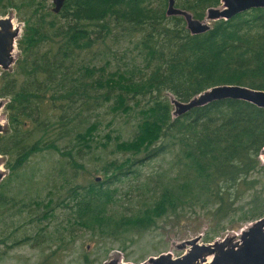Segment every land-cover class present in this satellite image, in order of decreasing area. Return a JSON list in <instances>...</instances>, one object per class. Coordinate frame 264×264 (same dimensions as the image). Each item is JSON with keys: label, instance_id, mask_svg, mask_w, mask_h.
<instances>
[{"label": "trees", "instance_id": "obj_1", "mask_svg": "<svg viewBox=\"0 0 264 264\" xmlns=\"http://www.w3.org/2000/svg\"><path fill=\"white\" fill-rule=\"evenodd\" d=\"M46 1L0 0V15L15 7L24 22L15 68L0 74L5 253L30 239L14 243V216L50 240L36 264L59 261L73 232L124 243L189 213L208 222L209 242L264 216V108L226 98L173 115L167 96L187 101L221 84L264 90V8L191 34L182 16L166 15L168 0H65L57 13ZM174 3L202 19L220 0ZM43 153L59 156L60 179L44 194L14 193V172L19 179ZM57 210L65 217L50 228ZM97 261L84 254L79 263Z\"/></svg>", "mask_w": 264, "mask_h": 264}, {"label": "rangeland", "instance_id": "obj_2", "mask_svg": "<svg viewBox=\"0 0 264 264\" xmlns=\"http://www.w3.org/2000/svg\"><path fill=\"white\" fill-rule=\"evenodd\" d=\"M50 9L53 4L51 0L46 1ZM19 11L14 7H9L6 9V16L12 17V21L17 26L18 34L16 36V47L12 51V61L9 66L4 69L0 66V74L7 70L13 71L15 68V62L19 57V49L17 47V41L20 38L24 30V22L20 19L18 15ZM5 15H0L4 17ZM211 22V21H209ZM15 29V28H14ZM15 29V30H17ZM170 101L176 100L173 95H167ZM7 98H0V133L7 131L9 124L7 121V111L5 109V103ZM173 106V115H176V106ZM58 155L54 154L53 157L49 156L47 153L39 154L30 160L26 161L24 165L18 170L21 177L18 179L14 172V182L19 185L14 187V193L20 196L34 194L37 191H41L44 194L49 188H52V183L54 179H60L55 171H52L53 165L58 164L55 159H58ZM54 160V163H53ZM6 157L0 154V171L3 172L2 180H4L9 171L5 167ZM158 163L145 164L142 167V172L147 173L152 169H155V165ZM78 172H82L81 169ZM93 174L90 178H95ZM131 179H125L120 186L122 191L127 188V182ZM125 193V192H124ZM65 217V213L59 214V210L56 211L55 216L51 220V227L53 224L58 223ZM28 217L25 215L14 216V243L29 237V240L23 241V243L15 244L14 248L10 249L5 253V247L0 246V264H36L41 261L47 254V245L50 243L45 241L44 243L38 242L35 238L37 236L38 227L27 222ZM252 222H247L245 224H238L236 229H228L223 232L219 237H215L213 242H221L223 244L230 245L235 240L240 237V232L245 226H248ZM0 228L1 225H0ZM208 228V222L199 216H194L185 214L177 218L170 216L169 218H164L158 221L157 226L149 229L147 232L134 235L129 241L120 243L119 241L110 242L109 240H101L99 243L96 239H92L89 234L82 233L78 236L77 233L73 232L74 238L70 241L66 249H62L59 258L47 259L46 263L52 261V264H77L80 262V258L84 254H88L91 258L98 259L100 261L94 264H107L111 260H118L123 264H137L146 262L150 257L158 256L161 253H170L172 257L181 256L185 251L188 250L189 245L186 244V240L193 238L197 235H201V241L206 235V230ZM246 229V228H245ZM49 236V235H48ZM77 238V239H76ZM226 238V240H223ZM13 240V238H11ZM46 239V237H45ZM120 243V244H119ZM119 244V245H118ZM109 246V248H107ZM222 247V245H220ZM107 248V249H106ZM109 250V251H108ZM108 251V253H106ZM80 264V263H79Z\"/></svg>", "mask_w": 264, "mask_h": 264}, {"label": "water", "instance_id": "obj_3", "mask_svg": "<svg viewBox=\"0 0 264 264\" xmlns=\"http://www.w3.org/2000/svg\"><path fill=\"white\" fill-rule=\"evenodd\" d=\"M65 0H52L54 12H58ZM253 7L264 8V0H220L217 7L206 10L202 19H196L190 12L175 6L174 0H168L166 15L182 16L185 27L191 34H199L210 29L211 23L219 19H229L231 16ZM211 21V22H209ZM9 16L0 17V66L6 69L12 61V51L16 47L18 34ZM239 99L264 108V90L252 89L242 85L221 84L212 86L194 95L187 101L174 100L175 113L180 115L193 107L206 105L214 100ZM264 163V147L259 155ZM4 171H0V180ZM97 179H99L97 177ZM246 228V229H245ZM201 235L187 239V251L181 256L172 257L170 253H161L150 257L149 264H264V216L252 221L240 232V237L229 246L221 242H203ZM223 240H226L224 238ZM222 245V247H220ZM107 264H123L111 260ZM146 264V262L137 263Z\"/></svg>", "mask_w": 264, "mask_h": 264}, {"label": "bare ground", "instance_id": "obj_4", "mask_svg": "<svg viewBox=\"0 0 264 264\" xmlns=\"http://www.w3.org/2000/svg\"><path fill=\"white\" fill-rule=\"evenodd\" d=\"M12 19V17H10ZM12 25H13V28L17 29V26L14 24V22L12 21ZM169 95V94H167Z\"/></svg>", "mask_w": 264, "mask_h": 264}, {"label": "flooded vegetation", "instance_id": "obj_5", "mask_svg": "<svg viewBox=\"0 0 264 264\" xmlns=\"http://www.w3.org/2000/svg\"><path fill=\"white\" fill-rule=\"evenodd\" d=\"M51 1H52V0H51ZM52 4H53V2H52ZM52 8H53V6H52ZM52 8H51V9H52Z\"/></svg>", "mask_w": 264, "mask_h": 264}]
</instances>
